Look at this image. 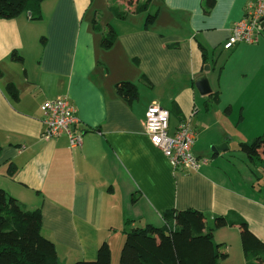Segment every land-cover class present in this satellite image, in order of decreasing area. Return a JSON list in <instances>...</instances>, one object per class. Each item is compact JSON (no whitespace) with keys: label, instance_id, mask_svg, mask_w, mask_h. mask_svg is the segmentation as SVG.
I'll return each mask as SVG.
<instances>
[{"label":"crops","instance_id":"crops-1","mask_svg":"<svg viewBox=\"0 0 264 264\" xmlns=\"http://www.w3.org/2000/svg\"><path fill=\"white\" fill-rule=\"evenodd\" d=\"M250 1L216 0L206 13L203 0H153L148 11L152 7L157 14L155 22L145 27V17L132 13L117 19L110 49L84 24L93 0H46L41 21L29 15L0 20V190L28 210H41L42 235L55 244L60 264L95 261L104 242L114 264L126 221L160 228L167 210L205 215L206 230H213L215 242L228 253L220 264H246L241 222L264 242V188L254 193L253 184L221 167L224 155L211 152L230 147L229 127L245 118L236 119L235 104L225 101L227 91L238 99L264 93L259 64L264 51H246L243 45L223 49ZM201 47L212 63L218 53H247L253 80L241 90L221 82V72L214 82L204 72ZM13 52L23 61L12 60ZM204 74L212 93L220 92V104L206 107L209 95L195 88ZM120 82L135 84L139 98L128 104L119 97ZM9 84L17 88L18 101L6 92ZM60 97H69L77 110L79 148L71 149L66 136L43 135L41 104ZM153 104L170 112V134L188 121L196 133L193 154L214 159L197 172L175 170L145 133ZM9 163L17 169L13 176ZM217 216L234 225L214 228Z\"/></svg>","mask_w":264,"mask_h":264},{"label":"trees","instance_id":"trees-1","mask_svg":"<svg viewBox=\"0 0 264 264\" xmlns=\"http://www.w3.org/2000/svg\"><path fill=\"white\" fill-rule=\"evenodd\" d=\"M45 1L0 0V20H13L31 13V20L41 21L43 19L42 5ZM118 1L121 0H114L110 10L119 20H124L131 13L147 12L153 2V0L138 1L128 12L120 10ZM203 1L206 13L216 4V0ZM156 18L157 14H149L145 27L153 24ZM93 24V30L99 32L101 29L96 20ZM116 40L117 33L110 26L107 36L102 39V47L110 49ZM201 49L204 67L210 65L211 71H215L216 61L210 62L207 51L202 47ZM11 59L17 62L23 61L16 52L12 53ZM218 70L220 75L222 68ZM6 92L12 100H19L15 85L9 84ZM116 92L128 104L139 98L137 86L130 82L118 83ZM220 100V92H213L205 103L206 107L209 104H220ZM227 111L229 112L230 108H227ZM239 150L262 170L264 137L239 143ZM16 171L15 165L9 163L8 175L13 176ZM163 218L165 223L160 228L151 225L143 228L132 227L133 221H126V228L123 231L125 242L121 249L119 264H220L227 260L228 253L223 252L222 245L215 242L213 230H206V217L202 212L194 209L167 210ZM233 225L234 223L226 217L217 216L214 219L216 229ZM239 225L241 227L240 242L246 264H264V242L249 229L245 222ZM0 264H60L55 244L42 235L41 210H28L3 190H0ZM74 264H112L109 244L105 242L101 244L95 261H78Z\"/></svg>","mask_w":264,"mask_h":264},{"label":"built area","instance_id":"built-area-1","mask_svg":"<svg viewBox=\"0 0 264 264\" xmlns=\"http://www.w3.org/2000/svg\"><path fill=\"white\" fill-rule=\"evenodd\" d=\"M264 0L250 1L243 18L234 23L231 33L223 44L229 51L237 45H255L263 30ZM44 137L54 139L66 136L71 149L82 145V135L76 132L80 123L77 110L69 97L47 100L41 104ZM170 112L159 105H151L145 115L144 129L151 143L162 151L175 170L197 172L208 164L193 154L196 133L188 121H183L175 134L169 132Z\"/></svg>","mask_w":264,"mask_h":264},{"label":"rangeland","instance_id":"rangeland-1","mask_svg":"<svg viewBox=\"0 0 264 264\" xmlns=\"http://www.w3.org/2000/svg\"><path fill=\"white\" fill-rule=\"evenodd\" d=\"M132 7L135 0H121L118 1V7L122 11H128L127 6ZM114 5V0H93L92 6L89 9L88 15L84 20V24L89 23L93 27V23L96 20L100 26V31L96 32L98 38H104L109 32L110 26L115 25L117 18L112 14L110 8ZM154 12L152 7L145 14H140L138 17H146ZM102 41V40H101ZM264 51V30L259 35V42L255 45H243L241 49L248 48L246 51H250V48H256ZM105 49V48H104ZM218 55V56H217ZM216 55V70L210 71V75L214 82L219 79L218 69L222 68V81H228L229 86L240 87L243 89L244 85H247L253 80L255 72H251L248 66L251 64L248 62L247 53L239 54L237 56H230L229 53H218ZM260 65L264 66V59L259 61ZM219 65V66H218ZM259 65V66H260ZM219 67V68H218ZM263 86L259 85L256 91L261 94ZM227 91L226 102H232L235 104L236 119L240 120L236 127H229L231 133L230 147L227 145L228 150L220 152L219 155L223 156L221 166L227 172L238 175L243 178L247 184H253L254 193L259 194V190L264 188V174L261 169L257 168L247 156L239 150L240 142H247L257 137H264V93L259 96L243 97L238 99L235 95ZM245 109V110H244ZM222 110V108H221ZM244 111V112H243ZM237 120V121H238ZM215 148V147H214ZM213 148V149H214ZM213 149L211 152H213ZM210 159V160H209ZM214 158L212 154L208 160L211 162ZM209 162V163H210ZM119 237H123V234L119 233ZM125 242V236H124ZM119 257H117L114 264H119Z\"/></svg>","mask_w":264,"mask_h":264},{"label":"water","instance_id":"water-1","mask_svg":"<svg viewBox=\"0 0 264 264\" xmlns=\"http://www.w3.org/2000/svg\"><path fill=\"white\" fill-rule=\"evenodd\" d=\"M29 16H31V13H28ZM262 26H264V23L262 24ZM211 71V66L210 65H206L204 67V72L210 73ZM204 74L203 76L199 77L196 81H195V88L197 89V91L200 93V95L202 96H207L210 95L212 93V88L210 85V81L208 76ZM227 145H220L218 147H215L213 149V152L215 154L220 153L221 151L227 150ZM262 171L264 172V165L262 167Z\"/></svg>","mask_w":264,"mask_h":264}]
</instances>
